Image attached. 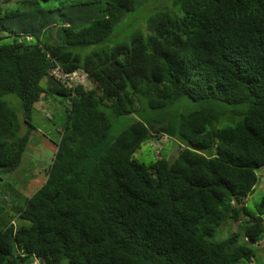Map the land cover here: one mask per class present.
<instances>
[{
  "label": "trees",
  "instance_id": "16d2710c",
  "mask_svg": "<svg viewBox=\"0 0 264 264\" xmlns=\"http://www.w3.org/2000/svg\"><path fill=\"white\" fill-rule=\"evenodd\" d=\"M40 2L49 0H21ZM141 2L61 0L0 15V31L12 36L0 45V173L20 167L35 106L50 95L68 103L42 185L28 197L8 187L16 194L9 212L0 198V264L254 259L264 238V196L254 211L245 202L264 168V0H176L180 16L154 14L147 34L78 52L106 41ZM16 18L34 24L8 30ZM50 28L58 35L51 42ZM54 64L93 87L67 88L50 76ZM6 95L21 101L19 111ZM125 116L135 120L112 135L111 117ZM161 137L178 142L174 159L133 158ZM228 221L236 231L208 241Z\"/></svg>",
  "mask_w": 264,
  "mask_h": 264
},
{
  "label": "rangeland",
  "instance_id": "374dc122",
  "mask_svg": "<svg viewBox=\"0 0 264 264\" xmlns=\"http://www.w3.org/2000/svg\"><path fill=\"white\" fill-rule=\"evenodd\" d=\"M61 0H49V2H40L37 6H23L21 0H11L4 2L0 0V15L4 16L6 13L17 11L24 13L29 10L49 9L53 6H57ZM176 0H142L136 9L132 12H128L123 18L114 26L113 31L109 38L96 45L88 46L84 49L78 50L82 55H89L95 51H101L109 49L119 44H125L129 42L131 35L135 32H141L147 34L148 20L158 12H168L173 16H180L178 6L175 4ZM33 26V22L30 20H24V18L10 19L5 27L8 30H14L19 32L24 29L25 26ZM38 26V24H35ZM51 33V34H50ZM46 35L44 33L43 37ZM47 37L50 42L57 40V31L54 28L47 30ZM11 33L9 31H0V45L11 41ZM41 40L42 37H41ZM76 83H81L86 89L93 87L91 82L83 74H77L75 77ZM41 86L46 88V80L41 81ZM3 101L10 104L15 110L19 111L21 101L13 95H6L2 98ZM67 102L62 97L57 95H50L48 100L39 102L32 112L31 123L34 126V131L31 132L27 149L22 157L20 167L12 173H0V198L4 197L6 201L4 205L7 212L10 210L12 200L15 197V190L11 191L7 189L11 187L18 190L25 196H31L35 191L37 185H42V179L45 175V170L51 163L53 158V151L55 145L59 141V134L62 131L65 124V111L67 110ZM134 116H125L121 118L111 117V134L117 135L123 128L130 125L134 121ZM179 144L177 141L161 137L156 138L153 141L144 143L140 150L136 152L133 158L139 163L150 164L158 159V157H164L168 160H172L177 156ZM160 154V156L158 155ZM5 195V196H4ZM264 196V168L259 173L258 182L254 188L252 194L246 199V207L254 211L255 206L261 201ZM14 225H19L18 219H12ZM236 231V224L232 222H224L214 232V234L208 238V241L212 243H218L229 238L233 232ZM240 243H243V238L240 237ZM255 251V257L250 263L240 262L238 264H264V241L260 245L253 246ZM61 264H68L67 260H63Z\"/></svg>",
  "mask_w": 264,
  "mask_h": 264
},
{
  "label": "built area",
  "instance_id": "2783aa9c",
  "mask_svg": "<svg viewBox=\"0 0 264 264\" xmlns=\"http://www.w3.org/2000/svg\"><path fill=\"white\" fill-rule=\"evenodd\" d=\"M28 39L30 40L31 38H28ZM76 75H77L76 73H73V74L64 73L62 69L58 65H55V64L50 69V76L63 82L67 86V88L73 87V83L75 82ZM262 241H264V238Z\"/></svg>",
  "mask_w": 264,
  "mask_h": 264
},
{
  "label": "clouds",
  "instance_id": "9594fccd",
  "mask_svg": "<svg viewBox=\"0 0 264 264\" xmlns=\"http://www.w3.org/2000/svg\"><path fill=\"white\" fill-rule=\"evenodd\" d=\"M14 224V222H12Z\"/></svg>",
  "mask_w": 264,
  "mask_h": 264
},
{
  "label": "water",
  "instance_id": "95a60500",
  "mask_svg": "<svg viewBox=\"0 0 264 264\" xmlns=\"http://www.w3.org/2000/svg\"><path fill=\"white\" fill-rule=\"evenodd\" d=\"M257 172H259V170Z\"/></svg>",
  "mask_w": 264,
  "mask_h": 264
}]
</instances>
